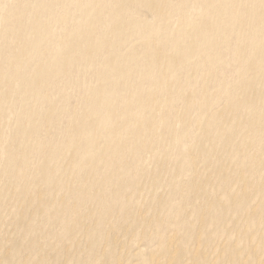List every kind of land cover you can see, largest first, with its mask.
Returning <instances> with one entry per match:
<instances>
[{
  "label": "rangeland",
  "instance_id": "obj_1",
  "mask_svg": "<svg viewBox=\"0 0 264 264\" xmlns=\"http://www.w3.org/2000/svg\"><path fill=\"white\" fill-rule=\"evenodd\" d=\"M101 1L0 0V264L41 260L56 264L63 253L70 264H117L118 260L150 264L153 256H167L159 238L173 237L181 245H191L199 230L203 243L232 244L234 237L223 233L224 224L199 221L200 211H207L200 196L194 202L181 200L182 193L173 186L188 183L192 177L187 170L194 166L211 185L223 181L215 168L218 161L207 171L200 162L194 163L193 152L201 159L212 148H199L195 140L190 144L182 133L184 127L193 131V137L206 136L217 145L222 163L249 161L256 169L251 175L246 164L233 165L226 168L227 177L243 170L251 185L264 187V109H259L264 105V0H109L110 9H120L117 21L96 19L104 11ZM152 1L159 5L157 12ZM45 11L51 12V19ZM7 18L10 31L5 30ZM145 23L152 32L146 37H166L171 58L159 56L150 69L149 62L135 65L130 78L107 92L100 76L104 63L128 65L135 60L131 51L142 43L134 30L143 29ZM163 29L166 34H155ZM100 38L103 46L96 43ZM228 44L239 49L237 55L229 53ZM81 48L93 53L85 57ZM154 48L149 49L153 54ZM104 50L108 55L99 60L95 53ZM12 55L25 62L20 69L25 75L39 73L43 81L53 83L30 92L28 80L9 79L16 68ZM185 59H192V64ZM251 64L263 70L258 78L250 77L258 104L254 114L242 96L245 83L240 76H250ZM77 65L87 74L69 79L67 72ZM59 67L65 76L57 74ZM152 76L157 77L156 100L148 101ZM81 86L96 90L97 112ZM6 90L9 95L3 98ZM77 112L78 124L72 126L69 116ZM209 113L215 118L207 126ZM103 114L108 115L107 121L102 120ZM227 114V124H234V131L224 126ZM200 118H205L203 124ZM96 130L103 131L105 138L90 157L74 142L78 131L83 140H91ZM222 134L229 147L223 145ZM249 142L257 148H247ZM48 177L54 182L53 190L46 187ZM232 188L240 197L241 192ZM40 190L45 205L38 218L43 220L34 221L28 203L36 200ZM75 191L81 199L73 198ZM105 204L113 208L111 215L103 212ZM197 205L201 206L198 212ZM74 206L84 209L76 213ZM139 213L146 215L145 223L137 222ZM73 216L80 226L70 225ZM189 217L197 222L190 231L181 227ZM260 217L264 227V215ZM77 230L78 243L73 242ZM81 231L89 237L85 239ZM40 237L51 248L46 258L38 253ZM114 238L122 245L120 251L112 248ZM205 260L204 264H237L229 257L221 263Z\"/></svg>",
  "mask_w": 264,
  "mask_h": 264
},
{
  "label": "bare ground",
  "instance_id": "obj_2",
  "mask_svg": "<svg viewBox=\"0 0 264 264\" xmlns=\"http://www.w3.org/2000/svg\"><path fill=\"white\" fill-rule=\"evenodd\" d=\"M104 11L103 13L99 14L96 19L99 18V16L105 17V20L107 21H113L119 19V12L118 7L115 6L112 9L109 8V0H103L99 3ZM151 4V3H150ZM113 6V5H112ZM124 6V5H123ZM153 9H156V12L160 9L159 5L155 7V1H152ZM46 18L51 19L52 14L50 11L43 12ZM115 15V16H114ZM111 16V17H109ZM114 16V17H113ZM223 16V14H222ZM77 25V24H76ZM75 25V26H76ZM144 29V30H143ZM143 29L137 28L134 30V34L140 35V40L142 43V46L137 50L134 51L136 47L132 49V54L135 57V60L131 59V63L126 65L121 62L116 63H104L103 66V72L101 73V78L106 83V90L109 92V88H111L110 92L119 85L120 81L122 79H127L131 77L132 71L134 66H142L144 62H149V66L147 69H150L152 66L155 65V62L159 56H167L168 52V41L165 39L166 37H146L144 34H152L151 29L148 27L147 23L143 25ZM5 30L10 31L11 25L9 22V18L6 19L5 23ZM77 30H80V26H77L75 28L76 32H79ZM167 30L163 29L160 31L155 32L156 35H163L166 34ZM96 43L98 45L103 46L104 40L103 39H96ZM187 44L192 45V42H188ZM151 45H154L153 51L154 54L149 51ZM20 48V45L18 46ZM103 49V48H102ZM227 50L229 53L234 56L237 55L239 52V49H237L236 46L227 45ZM2 51H6V46L4 45L2 48ZM79 52L81 55L90 56L93 51L87 49V48H81L79 49ZM135 52V53H134ZM96 57L99 60L104 59L108 52L107 50H104L103 52H97L95 53ZM162 54V55H160ZM168 58H171L170 56ZM11 59L13 60V63L15 64L16 68L11 70V75L9 76V79L13 76H19L29 81L27 83V86L29 88H26L27 91L33 92L34 90L40 86H44L47 84L53 83L51 80L49 81H43V76L39 73H33L31 76L28 74L25 75L23 71L20 69L24 66L25 62L20 60L17 55H12ZM186 63L192 64V59H185ZM174 67H176L175 60ZM215 62V61H214ZM178 66V65H177ZM251 73L250 76H241V80L243 83H245V90L242 91L243 98L246 97L248 104V110L251 114H254L257 111L258 104H255V98L256 93L254 92V89L252 87V82L250 80V77L258 78L259 74L263 72L262 68L251 64ZM87 70L83 69L82 71L78 70V65L75 67L74 70H70L67 72L69 79H75L79 74L85 76L87 74ZM160 73L163 75L165 74L162 69L159 70ZM60 73V75L65 76V70L62 67L58 68L57 74ZM156 78L155 76H152L150 79L151 86H150V95L148 97V101L156 100L155 99V88H156ZM220 82V81H219ZM82 92L87 95L90 99V104L93 112H97L99 106L96 99V90L88 88L87 86H81ZM245 93H247L245 95ZM9 90H6L2 92L1 96L3 98L8 97ZM22 100V99H21ZM20 102V101H18ZM191 99L189 103H191ZM204 104H202L203 107ZM259 109H264V105L259 106ZM208 111V110H207ZM249 113V114H250ZM77 113H73L69 116V121L72 126H75L78 124L77 120ZM250 114V115H251ZM50 113H47V116H50ZM91 116V115H90ZM92 118V116H91ZM102 120L107 121L108 115L103 114ZM215 118V115L213 113H209L208 120L206 121V125L208 126L209 123H211ZM229 118V114H227L224 126H227L231 128L233 131L235 129L234 124H227V120ZM184 120L183 122L184 124ZM198 122H201L203 124L205 122V118H200ZM184 131L182 133H186L185 137L187 139H191L190 144H192L193 140H195L194 145L199 147L204 146H210L212 150L204 151L207 154V157H201L199 159V155L195 152L192 153V157L194 158V163L200 162L202 165V169L204 171H207V169H210L215 165V163L218 161V165L215 166L217 169L218 176H223L222 185L220 186H213L209 183V181L206 179V175L202 173V171L197 167L194 166L192 169L188 168L187 174H189L192 178L186 183L185 185L176 183L173 186L177 189L178 193H182L181 200H190L195 201L198 196H200V201L204 205L207 206V211H200L201 206L197 205L195 206V209L200 211L198 215V219L202 224H207L208 222H219V225L221 226L224 224V234H228L229 236L234 237V242L230 245H223V246H217L210 244L209 242L203 243V234L199 230L194 235V242L191 245H181L177 239L170 237L167 238L165 241H161L162 237L159 238L161 242V248L163 250V255L167 256H153L150 259V264H176V262H180V264H204L206 262L205 258H210L214 262H222L223 258H232L235 260L237 264H264V227H262L263 220L260 217L261 215H264V210L262 209V206L264 205V187H255L254 185H251L249 177L245 176L243 170L239 171L238 176L233 177H227L226 174V168L233 166V165H247V172H251V175L255 172V168H253V164L249 161H242L240 160L231 163L228 162L222 163V160L219 158V149L217 145H213L212 142H208L207 137L205 136L204 139H197L196 137H193L192 133L193 131L191 129H188L187 127H184ZM225 132V131H224ZM105 138V133L100 130H96V133L94 137L91 140H83V133L81 131H78L76 140L74 142V146L77 150H81V148H84V150L89 151L90 157H94V154L97 149L100 147V140ZM223 139V145L225 147L230 146V142L227 141V137L225 134H222ZM248 144L247 148L254 150L257 147L253 145L252 143H245ZM246 147V145H243ZM121 155V154H118ZM74 162V161H73ZM71 161V164L73 163ZM118 174H123V170H118ZM122 175L119 176L121 178ZM227 179V181L225 180ZM49 179V181H48ZM229 184V188H227ZM234 186L237 189V192H241L240 197H236L235 192H233ZM47 189L53 190L54 188V182L51 179V177L47 178L46 183ZM253 190H256L254 195L251 196V192ZM74 199H81L80 193L75 191L72 194ZM95 195H92L94 197ZM194 197L193 200L190 198ZM45 193L43 190H40L38 192V197L36 200L28 203V206L31 208V220L34 221H42L43 219H39L38 217L42 216V208L45 205L44 203ZM95 198V197H94ZM59 204V203H58ZM57 204V205H58ZM52 205H56V202L54 201ZM104 206H107L106 209H104V213H107L108 215H111L113 213L111 207L109 205L105 204ZM103 206V207H104ZM264 208V207H263ZM84 207H78L74 206L72 210L76 213H81ZM69 211L71 208L68 209ZM94 212V210H93ZM208 212V213H207ZM95 213V212H94ZM82 221V220H81ZM147 221V217L143 213H139L137 216V222L139 223H145ZM82 223H77V217L73 216L71 218L70 225H81ZM197 226V222L195 220H191L190 217L186 218L182 223L181 227L184 229L190 231L194 229ZM217 228V226H216ZM82 232L83 237L86 239L89 237L88 232L85 233ZM78 230L76 233V236L73 239V242L78 243ZM42 248L38 252L40 253L44 258L47 257V253H49L51 248H46L45 241L43 238L40 237ZM114 247V250L120 251L122 248V245L114 238L112 240V248ZM54 249V248H53ZM59 254L63 253L57 247L54 249ZM26 251V249H25ZM63 258H60L56 264H70L67 262V254L63 253ZM185 256L190 257V259L185 258ZM10 258V257H9ZM219 260V261H218ZM101 263V261H98ZM224 263H226L224 261ZM25 264V263H23ZM27 264H30L27 262ZM39 264H45L44 260H41ZM117 264H128L124 262L123 260H118ZM217 264V263H216ZM228 264V263H226Z\"/></svg>",
  "mask_w": 264,
  "mask_h": 264
}]
</instances>
